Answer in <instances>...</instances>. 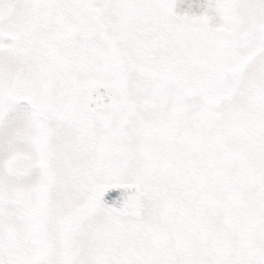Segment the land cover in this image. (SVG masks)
Returning <instances> with one entry per match:
<instances>
[{
	"label": "snow or ice",
	"instance_id": "6c2138e0",
	"mask_svg": "<svg viewBox=\"0 0 264 264\" xmlns=\"http://www.w3.org/2000/svg\"><path fill=\"white\" fill-rule=\"evenodd\" d=\"M0 264H264V0H0Z\"/></svg>",
	"mask_w": 264,
	"mask_h": 264
}]
</instances>
